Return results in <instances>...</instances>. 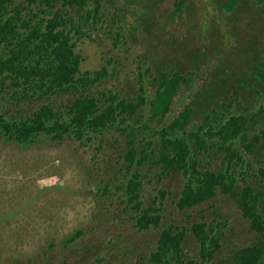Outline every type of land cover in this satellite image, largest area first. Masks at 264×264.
<instances>
[{"label":"rangeland","instance_id":"obj_1","mask_svg":"<svg viewBox=\"0 0 264 264\" xmlns=\"http://www.w3.org/2000/svg\"><path fill=\"white\" fill-rule=\"evenodd\" d=\"M226 1L90 0L88 8L97 9V15L90 18L89 25L79 20L77 8L57 5L54 10H62L65 18L72 19L67 29L76 44L74 51L81 57L80 72L107 69L109 77L96 86L99 90L130 98L139 95L144 84V96L153 99L157 88L153 80L148 82L160 77L164 65L173 67L172 73L180 71L191 79L172 96L171 110L158 114L164 116L163 122L150 120V105L132 118L136 121L142 116L140 122L156 129L178 117L202 89L210 72L206 60L199 57L202 47L209 46L208 51L218 47L216 56L209 55L213 67L222 58L239 66L242 47L251 36H264L263 5L248 1L228 13L223 7ZM29 8L33 13L38 11L36 5ZM47 18L45 12L40 13L38 22ZM79 23L83 36L72 32ZM262 57L264 43L254 58L260 70ZM67 99L69 96L64 95L52 101L60 106ZM44 102L30 99L18 108L10 107L9 114L29 115ZM262 116L259 124L252 125L250 140L264 129V112ZM194 122L199 124L196 118ZM137 136L139 144L142 137ZM126 140L127 136L117 130L63 142L41 133L27 148L0 138V264H137L145 258L156 246L162 230L140 231L135 226L136 212L127 207L123 188L127 175L122 171L128 165L122 158ZM136 148L154 156L156 146L140 144ZM253 164L254 168L263 166ZM149 167L141 168L143 208L158 198L159 189H165L166 198L162 206L157 205L164 215V226L175 219L177 225L186 224L190 211L180 212L175 205L183 177L177 172L159 180L157 170L150 173ZM247 182L264 186V180L255 176ZM220 193L193 209L195 218H204L207 223L228 219L226 225H221L226 243L223 252L253 245V234L247 231L248 222L236 198ZM76 233L79 238L68 242ZM197 247L194 242L188 252H196Z\"/></svg>","mask_w":264,"mask_h":264},{"label":"trees","instance_id":"obj_2","mask_svg":"<svg viewBox=\"0 0 264 264\" xmlns=\"http://www.w3.org/2000/svg\"><path fill=\"white\" fill-rule=\"evenodd\" d=\"M89 1L0 0V138L27 148L41 133L63 142L117 130L127 136L122 146V158L128 164L122 168L127 175L123 188L127 207L136 212L135 226L140 231L162 230L156 246L137 264H264V186L247 182L252 176L264 180V129L250 140L252 125L260 123L264 112V57L262 70L254 61L264 36H251L242 47L239 66L221 57L213 67L208 59L210 54L216 56L218 47L210 51L209 46L202 47L199 57L206 60L210 71L202 89L178 117L153 129L140 122L142 116L136 121L132 118L150 105V120L163 122V115L171 110L172 96L191 79L180 71L172 73L173 67L164 65L160 77L148 82L153 80L157 88L153 99L144 96V84L140 94L130 98L99 90L96 86L109 77L107 69L80 72L81 57L74 51L76 44L67 29L72 19L65 18L62 10H54L57 5L77 8L79 20L89 25L90 18L97 15V9L88 8ZM248 1L264 6V0H227L223 7L229 13ZM35 5L38 11L33 13L29 7ZM43 12L49 18L38 22ZM74 30L78 36L84 35L80 23ZM64 95L69 99L60 106L52 101ZM30 99L46 102L29 115H10V107L18 108ZM137 133L142 137L139 144ZM140 144H155L154 156L137 150ZM253 163L263 166L254 168ZM146 165H150V173L157 170L159 180L169 173L181 174L183 188L175 205L180 212L190 211L186 224L177 225L175 219L164 226V215L157 205L162 206L165 189H159L158 198L143 208L141 168ZM218 193L236 198L248 222L247 231L253 234V245L223 252L226 243L221 225H226L228 219L207 223L204 218H195L192 210ZM79 235L68 242H74ZM194 242L197 251L188 252Z\"/></svg>","mask_w":264,"mask_h":264},{"label":"clouds","instance_id":"obj_3","mask_svg":"<svg viewBox=\"0 0 264 264\" xmlns=\"http://www.w3.org/2000/svg\"><path fill=\"white\" fill-rule=\"evenodd\" d=\"M76 234H79V233H76ZM73 236H74V235H73ZM70 238H72V236H71ZM70 238H69V239H70ZM69 239H68V240H69ZM77 239H78V238H77ZM74 242H75V241H74Z\"/></svg>","mask_w":264,"mask_h":264}]
</instances>
